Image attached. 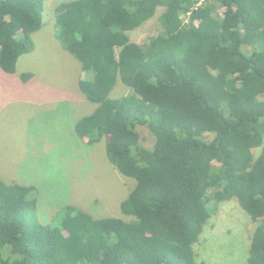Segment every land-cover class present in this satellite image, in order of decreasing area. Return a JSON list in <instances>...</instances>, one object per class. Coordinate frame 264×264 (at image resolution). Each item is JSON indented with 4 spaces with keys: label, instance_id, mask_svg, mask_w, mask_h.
Returning a JSON list of instances; mask_svg holds the SVG:
<instances>
[{
    "label": "trees",
    "instance_id": "1",
    "mask_svg": "<svg viewBox=\"0 0 264 264\" xmlns=\"http://www.w3.org/2000/svg\"><path fill=\"white\" fill-rule=\"evenodd\" d=\"M199 1L55 8L56 38L87 75L78 88L95 105L75 132L89 146L104 140L111 165L135 184L122 217L66 205L42 224L36 188L0 179V264H206L195 247L231 201L256 225L244 263L264 264V0ZM43 8L44 0H0L3 73L33 50ZM153 20L158 34L136 38ZM117 83L127 95L111 97Z\"/></svg>",
    "mask_w": 264,
    "mask_h": 264
},
{
    "label": "rangeland",
    "instance_id": "2",
    "mask_svg": "<svg viewBox=\"0 0 264 264\" xmlns=\"http://www.w3.org/2000/svg\"><path fill=\"white\" fill-rule=\"evenodd\" d=\"M69 1L73 0H44L43 25L32 35L33 50L18 59L13 74L0 70V179L7 185L36 188L33 193L42 224L53 223L66 205L95 218L122 217L120 203L135 184L111 165L104 140L89 146L75 132L76 123L92 113L95 105L78 88V80L87 75L56 38L55 8ZM159 29L153 20L135 37L145 40ZM25 74L31 77L23 84ZM127 91L117 83L111 97L127 95ZM137 130L141 145L152 148L154 137L148 129ZM255 227L236 201L220 205L195 247L196 260L245 264Z\"/></svg>",
    "mask_w": 264,
    "mask_h": 264
},
{
    "label": "built area",
    "instance_id": "3",
    "mask_svg": "<svg viewBox=\"0 0 264 264\" xmlns=\"http://www.w3.org/2000/svg\"><path fill=\"white\" fill-rule=\"evenodd\" d=\"M202 3H203V0H200L198 3L195 4V6H196V7H199V6L202 5Z\"/></svg>",
    "mask_w": 264,
    "mask_h": 264
},
{
    "label": "bare ground",
    "instance_id": "4",
    "mask_svg": "<svg viewBox=\"0 0 264 264\" xmlns=\"http://www.w3.org/2000/svg\"><path fill=\"white\" fill-rule=\"evenodd\" d=\"M188 41V40H187Z\"/></svg>",
    "mask_w": 264,
    "mask_h": 264
}]
</instances>
